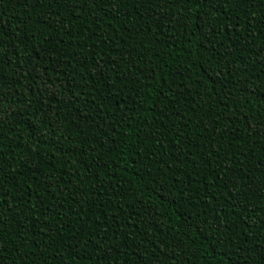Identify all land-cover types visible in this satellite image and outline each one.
Instances as JSON below:
<instances>
[{
	"label": "trees",
	"instance_id": "trees-1",
	"mask_svg": "<svg viewBox=\"0 0 264 264\" xmlns=\"http://www.w3.org/2000/svg\"><path fill=\"white\" fill-rule=\"evenodd\" d=\"M0 264H264V0H0Z\"/></svg>",
	"mask_w": 264,
	"mask_h": 264
},
{
	"label": "snow or ice",
	"instance_id": "snow-or-ice-1",
	"mask_svg": "<svg viewBox=\"0 0 264 264\" xmlns=\"http://www.w3.org/2000/svg\"><path fill=\"white\" fill-rule=\"evenodd\" d=\"M149 2H151V0H149Z\"/></svg>",
	"mask_w": 264,
	"mask_h": 264
}]
</instances>
